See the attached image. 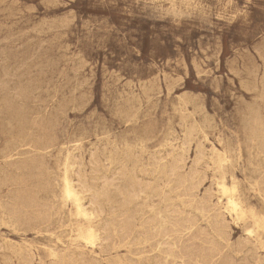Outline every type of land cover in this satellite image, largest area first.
Wrapping results in <instances>:
<instances>
[{"label":"rangeland","instance_id":"374dc122","mask_svg":"<svg viewBox=\"0 0 264 264\" xmlns=\"http://www.w3.org/2000/svg\"><path fill=\"white\" fill-rule=\"evenodd\" d=\"M263 67L264 0H0V264H264L219 189L264 214ZM224 144L242 155L219 173ZM177 153L194 188L156 169ZM66 163L99 215L65 198Z\"/></svg>","mask_w":264,"mask_h":264},{"label":"bare ground","instance_id":"6f19581e","mask_svg":"<svg viewBox=\"0 0 264 264\" xmlns=\"http://www.w3.org/2000/svg\"><path fill=\"white\" fill-rule=\"evenodd\" d=\"M43 1V0H42ZM51 1H49L50 3ZM35 6V5H34ZM157 6V5H156ZM37 7V6H36ZM33 9V8H32ZM156 10V9H155ZM71 12V11H70ZM193 14V13H192ZM190 15V14H189ZM44 17V16H43ZM46 18V17H45ZM52 18V17H51ZM58 18V17H56ZM74 18V17H73ZM62 19V18H61ZM89 19V18H88ZM43 20V19H42ZM51 20V19H50ZM56 20V19H55ZM87 22V21H86ZM52 24V23H51ZM54 24V23H53ZM117 26V24L115 25ZM118 27V26H117ZM47 28V27H46ZM53 28V27H52ZM93 28V27H92ZM43 29V27H42ZM63 34V33H62ZM56 35V34H55ZM59 35V34H58ZM67 35V33L65 34ZM64 38V37H63ZM57 39V38H56ZM61 39V38H60ZM200 40V39H199ZM69 44V43H68ZM218 44V43H217ZM62 46V45H61ZM219 46V45H218ZM67 47V46H66ZM70 46H68L67 48L69 49ZM208 47V46H207ZM255 47V46H254ZM258 48V46H257ZM65 49V47H64ZM209 49V48H208ZM260 49V48H259ZM222 50V49H221ZM237 50V49H235ZM249 50V49H248ZM198 51V50H197ZM239 51V50H238ZM243 51V50H242ZM251 51V50H250ZM257 51V50H256ZM259 51V50H258ZM263 51V50H262ZM59 52V51H58ZM61 53V52H60ZM219 53V52H218ZM260 53V51H259ZM246 54V53H245ZM262 54V53H261ZM60 55V54H59ZM252 55V54H251ZM263 55V54H262ZM76 56V55H75ZM247 57V56H246ZM209 58V56H208ZM219 58V57H218ZM243 58V57H241ZM251 57H249L250 59ZM66 59V57H65ZM168 59V58H167ZM184 59V58H183ZM220 60V59H218ZM251 60V59H250ZM65 61V60H64ZM174 61V60H173ZM243 61V60H242ZM68 62V60H67ZM98 62V61H97ZM220 62V61H218ZM244 62V61H243ZM74 63V60L73 62ZM104 63V62H103ZM236 63V62H235ZM247 63V62H246ZM67 64V63H65ZM97 64V63H96ZM233 64V63H232ZM237 64V63H236ZM242 64V63H241ZM238 65V64H237ZM251 65V64H250ZM249 65V67H250ZM67 66V65H66ZM182 66V65H181ZM233 66V65H232ZM184 67V66H183ZM62 68V67H61ZM211 68V67H210ZM235 68V66H234ZM233 68V69H234ZM245 68V67H244ZM264 68V67H263ZM66 69V68H65ZM253 69V68H252ZM197 70V69H196ZM214 70V69H212ZM239 71V70H238ZM237 71V72H238ZM66 72V71H65ZM118 72V71H117ZM205 72V71H204ZM235 72V73H237ZM257 72V71H256ZM234 73V74H235ZM263 73V72H262ZM164 74V73H163ZM167 74V73H166ZM202 74V73H201ZM218 74V73H217ZM170 75V74H169ZM200 75V74H199ZM159 76V75H158ZM230 76V75H229ZM263 76V75H261ZM153 77V76H152ZM255 77V76H254ZM68 78H69V75H68ZM162 79V78H161ZM186 79V78H185ZM262 79V78H261ZM121 80V79H120ZM173 80V79H172ZM182 80V78H181ZM231 80V79H230ZM69 81V80H68ZM222 81V80H221ZM249 81V80H248ZM244 82V81H243ZM242 82V83H243ZM75 83V82H74ZM141 83V81H140ZM145 83V82H144ZM155 83V82H154ZM168 83V82H167ZM206 83V82H204ZM245 83V82H244ZM130 84V83H129ZM132 84V83H131ZM136 84V83H134ZM150 84V83H149ZM264 84V83H263ZM262 84V85H263ZM57 85V84H56ZM104 85V84H103ZM146 85V84H145ZM144 85V86H145ZM153 85V84H152ZM161 85V84H160ZM246 85V84H245ZM76 86V84H75ZM143 86V87H144ZM155 86V85H154ZM173 86V85H172ZM136 87V86H135ZM141 87V86H140ZM146 87V86H145ZM152 87V86H150ZM174 87V86H173ZM180 86H178L179 88ZM258 88V87H256ZM144 89V88H143ZM169 89V88H167ZM254 89V87H253ZM255 90V89H254ZM263 90V89H262ZM150 91V90H148ZM169 91V90H168ZM59 92V91H58ZM127 92V91H126ZM162 92V91H161ZM183 92V91H182ZM202 93V92H201ZM122 94V92L120 93ZM162 94V93H161ZM234 94V93H233ZM53 95V94H52ZM159 95V94H158ZM170 95V94H169ZM182 95V94H181ZM180 96V95H179ZM192 96V95H191ZM140 97V96H139ZM183 97V96H182ZM187 97L188 94H187ZM242 97V96H241ZM181 99V97H178ZM192 99V98H191ZM114 100V99H113ZM118 100V99H117ZM184 100V99H183ZM244 100V98L242 99ZM92 101V99H91ZM245 101V100H244ZM247 101V100H246ZM245 101V102H246ZM249 101V100H248ZM187 102V101H186ZM191 103V102H189ZM188 103V104H189ZM181 104V103H180ZM222 104V103H221ZM248 104V102H247ZM120 105V104H119ZM142 105V104H141ZM178 105V104H177ZM176 105V106H177ZM183 106V105H181ZM96 107V106H95ZM179 107V105H178ZM188 107V106H187ZM116 111V109H115ZM138 111V110H137ZM93 112V110H92ZM187 112V111H186ZM2 114V113H1ZM119 114V113H118ZM134 115V114H133ZM121 117V116H120ZM2 118V117H1ZM131 119V118H130ZM137 119V118H136ZM50 121V120H49ZM196 121V120H195ZM139 122V121H138ZM137 122V123H138ZM179 122V121H178ZM197 122V121H196ZM130 123V122H129ZM50 124V123H49ZM189 126V125H188ZM245 126H246V139L248 141V143H250L251 141H254V138H255V133H256V127H259L260 126V122L257 118H254L252 117L251 115H249L245 121ZM174 128V127H173ZM39 129V128H38ZM176 129V128H174ZM53 130V129H52ZM171 130V129H169ZM54 132V131H53ZM188 132V131H187ZM195 132V131H194ZM41 134V133H40ZM45 134V133H44ZM188 134V133H187ZM186 134V135H187ZM191 134V133H190ZM174 135V134H173ZM176 135V134H175ZM45 137V136H44ZM188 137V136H187ZM187 137H185L186 139H188ZM39 138V136H38ZM140 138V137H139ZM138 138V139H139ZM177 138V137H176ZM170 139V138H169ZM47 140V138H46ZM172 140V139H171ZM180 140V139H179ZM178 140V141H179ZM185 140V139H184ZM44 141V140H43ZM137 141V140H136ZM82 142V141H81ZM42 143V142H41ZM137 143V142H136ZM142 143V142H141ZM188 143V140L187 142ZM197 143V142H196ZM200 143V142H199ZM138 145L139 144V141L137 143ZM215 144V143H214ZM34 145V144H33ZM43 145V144H42ZM41 145V148L43 147ZM187 145V144H186ZM200 145V144H199ZM25 146V145H24ZM57 146V145H56ZM143 146V145H142ZM145 146V145H144ZM184 146V145H183ZM202 146V145H201ZM35 147V146H34ZM81 149H82V146H80ZM178 147V145H177ZM38 148V147H37ZM36 148V149H37ZM45 147H43L44 149ZM105 148V147H104ZM179 148V147H178ZM186 148V147H185ZM189 148V147H187ZM49 149V148H48ZM167 149V148H166ZM181 149V148H180ZM179 149V150H180ZM196 149V158L194 159V162L193 164L198 166L200 163L203 162L204 158L207 157L208 154H206L202 149L201 147H197L195 148ZM47 150V149H46ZM118 150V149H117ZM173 150V149H172ZM178 150V151H179ZM41 151V150H40ZM60 151V150H59ZM87 151V150H86ZM169 151V150H168ZM35 152V151H34ZM38 152V151H37ZM44 152V151H43ZM118 152V151H117ZM167 152V151H166ZM104 153V151H103ZM12 154V153H11ZM10 154V156H11ZM26 154V152H25ZM80 154V153H79ZM82 154V153H81ZM171 153H168L167 155H169ZM211 155L209 156L208 155V158L213 162L214 166H215V170L216 172H219V173H222L225 166L226 165H229L231 164L232 162H234L235 160L239 159L242 155V150L240 149V147H236V148H233V149H229L226 147V145L224 144V148L223 149H220L218 148L217 146H214V148L212 149ZM27 155V154H26ZM40 155V154H39ZM77 155V154H76ZM92 154H90L91 156ZM103 155V154H102ZM117 155V154H116ZM183 155V154H182ZM182 155L180 154L178 156V153H177V156L176 157H172L173 160L172 162L170 163L171 164V167L167 166V165H161L159 164V162H155L157 164V170L164 173V174H167V173H173V174H176V175H179V176H182L181 179H182V183H187L188 185L191 186V188H194L196 183V177H197V172L196 170H194L188 177L187 176H183L182 174V171H183V161L186 160V156L184 155L182 157ZM38 156V154H37ZM83 155H81L82 157ZM85 156V155H84ZM83 156V157H84ZM104 156V155H103ZM156 156V155H155ZM41 157V156H40ZM82 157V158H83ZM92 157V156H91ZM43 158V156H42ZM151 158V157H150ZM40 159V158H39ZM146 159V158H145ZM165 159V158H164ZM85 160V159H84ZM83 160V161H84ZM188 160V159H187ZM41 161V160H40ZM97 161V160H96ZM150 161V160H149ZM157 161V160H156ZM82 163V162H81ZM80 163V164H81ZM151 163V162H150ZM83 164V163H82ZM99 164V163H98ZM66 166V175L64 177V187H63V193H64V196L67 200L69 201H72L76 206H77V210H78V214L81 215V216H84L85 218H89V217H94L96 215H99L101 213V209L99 208V206L97 207H94V210L90 211L89 209H87L85 207V203L82 201L83 200V195L82 194H85V193H89L91 192L93 194V196L95 198H97V201L99 200L100 198V195L99 193L101 192L102 189H97L96 188V185L92 183H89V181L85 180V179H80L79 183L76 185L74 180H72L71 176L68 174V164L66 163L65 164ZM156 166V165H155ZM79 167V165H78ZM81 167V166H80ZM79 167V168H80ZM124 167V166H123ZM152 168V166H151ZM85 169V168H84ZM95 171L96 172H100V167L95 166L94 167ZM153 169V168H152ZM196 169V168H195ZM154 170V169H153ZM81 172V170H80ZM161 174V173H160ZM204 174V173H203ZM82 175V174H81ZM162 175V174H161ZM172 176V175H171ZM238 176V175H237ZM166 177V176H165ZM178 177V176H177ZM142 178V177H141ZM176 178V177H175ZM225 178V177H224ZM173 180V179H172ZM147 181V180H146ZM178 182V181H177ZM264 184V181L262 182ZM169 184V183H168ZM104 185L108 186L107 183H105ZM164 185V184H163ZM173 187V185H172ZM263 189H261V193L264 197V187H262ZM219 189L221 190L222 194L226 196L227 198V204H228V209H229V213L231 215H233L234 218H236L237 220H240V221H243L244 222V225H243V229L246 233V235L248 237H258L260 236L262 233H264V214H261L260 212L254 210L253 208H249L248 206H246V204L244 203L241 195H240V189H239V185L238 183L236 182H233V183H228L226 180H222L219 182ZM158 194V193H157ZM161 196V195H160ZM167 202V200H166ZM168 208H167V212H168ZM163 211V209H162ZM161 211V212H162ZM27 214V213H26ZM35 216V215H34ZM30 217V216H29ZM72 234V233H71ZM82 238L87 241L89 244H96L99 240H100V235L97 233V231L93 228V227H90L87 232L85 233V235L82 236ZM262 246V245H261ZM41 259V258H40ZM64 261V260H63ZM66 263V262H65ZM72 264V263H71Z\"/></svg>","mask_w":264,"mask_h":264}]
</instances>
